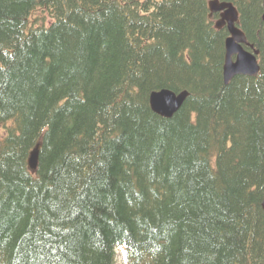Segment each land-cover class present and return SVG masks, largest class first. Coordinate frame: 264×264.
<instances>
[{
	"label": "trees",
	"instance_id": "obj_1",
	"mask_svg": "<svg viewBox=\"0 0 264 264\" xmlns=\"http://www.w3.org/2000/svg\"><path fill=\"white\" fill-rule=\"evenodd\" d=\"M224 1L260 65L227 84L207 0H0V264H264L262 0Z\"/></svg>",
	"mask_w": 264,
	"mask_h": 264
},
{
	"label": "water",
	"instance_id": "obj_2",
	"mask_svg": "<svg viewBox=\"0 0 264 264\" xmlns=\"http://www.w3.org/2000/svg\"><path fill=\"white\" fill-rule=\"evenodd\" d=\"M263 6V18H264V0ZM210 11L223 10L221 18L215 23L216 26L222 25L225 20L227 21V29L230 32V36L225 39V60L223 65V77L227 82L233 75L237 73L255 75L259 68L255 60V56L245 51L237 42H244V34L234 25L237 19V13L235 8L229 2H219L218 0L209 1ZM256 52V51H255ZM236 53V58L233 61L231 54ZM186 91L175 93L169 89L153 90L149 93L148 102L150 108L165 117H171L182 105ZM37 154L38 145H36L30 152L27 160V164L31 170H35L37 166ZM264 174V168H263ZM264 210V196L261 202Z\"/></svg>",
	"mask_w": 264,
	"mask_h": 264
},
{
	"label": "rangeland",
	"instance_id": "obj_3",
	"mask_svg": "<svg viewBox=\"0 0 264 264\" xmlns=\"http://www.w3.org/2000/svg\"><path fill=\"white\" fill-rule=\"evenodd\" d=\"M116 264H120V256L117 255V263Z\"/></svg>",
	"mask_w": 264,
	"mask_h": 264
}]
</instances>
